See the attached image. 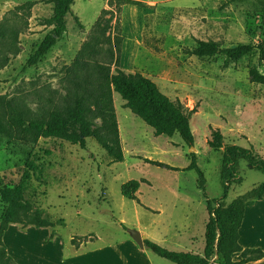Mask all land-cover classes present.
Returning a JSON list of instances; mask_svg holds the SVG:
<instances>
[{
    "label": "rangeland",
    "instance_id": "obj_1",
    "mask_svg": "<svg viewBox=\"0 0 264 264\" xmlns=\"http://www.w3.org/2000/svg\"><path fill=\"white\" fill-rule=\"evenodd\" d=\"M26 1L43 0H0L5 6L0 10V23L24 25L17 52L3 56L7 60L0 68V97L4 101H18L32 119L66 111L74 97L70 67L79 50L93 38L94 22L106 9L109 13L104 18L112 19L110 37L120 39L115 53L118 67L126 73L139 71L170 100L180 101L188 110L195 109L190 117L195 148L192 152L205 178L208 199H219L222 194L221 151L206 144L212 129H219L225 143L252 147L264 159V85L249 80L253 67L264 74L258 50L227 66L223 65L222 54L196 58L186 53L196 46V41L213 42L219 49L260 43L264 0H132L136 4L123 5L112 0L110 6L108 0H74L72 15L78 17L83 28L68 14L66 32L35 66H28L27 59L53 29L49 23L52 5L37 3L28 15L20 11L14 17V8ZM107 48L102 45L101 49ZM104 56L98 57L101 62L107 61ZM110 69L112 73L114 65ZM112 102L123 154L119 163H113L92 138H87L81 149L59 137L31 143L0 135V191L18 186L25 175L22 202L32 204L54 224L52 229L8 227L3 243L16 263L145 264L139 257L128 261L120 255L115 260L110 253L105 256L98 250L126 236L129 228L123 230L118 221L134 220V211H138L141 224L156 221L159 236L173 233L172 222L176 221L178 230L187 234L188 229L196 237L186 250H203V221L206 224L208 218L205 199L197 188L196 174L183 170L190 161V148L178 135L154 136L149 126L124 108L117 93L112 92ZM89 121L92 129L101 123L94 117ZM72 132L70 129L68 133ZM145 158L178 170L146 163ZM30 162L38 168L35 173L26 168ZM237 170L242 182L230 187L222 201L224 206L237 197L247 206L254 204L251 190L264 183V174L250 169L244 161H239ZM130 180L139 183L138 202L120 194V186ZM254 207L249 211L262 210L261 206ZM2 210L0 200V214ZM146 211L162 212L152 216ZM186 216H196L192 230ZM254 222L252 233L264 238V221ZM51 231L55 241L48 243L45 238ZM71 237L74 246L92 242L81 260L67 261L73 254L67 246ZM158 245L174 251L170 245ZM147 253L152 264H173Z\"/></svg>",
    "mask_w": 264,
    "mask_h": 264
},
{
    "label": "trees",
    "instance_id": "obj_2",
    "mask_svg": "<svg viewBox=\"0 0 264 264\" xmlns=\"http://www.w3.org/2000/svg\"><path fill=\"white\" fill-rule=\"evenodd\" d=\"M121 5L136 4L132 0H116ZM37 3L52 5V16L49 23L53 25L50 33L36 45L35 50L27 59L28 66H35L41 62L57 41L66 32L65 17L72 15L71 6L74 0H43L39 2L26 1L14 8L13 16L18 12L26 11L27 15ZM112 0L107 1L110 6ZM264 11V6H263ZM109 11L101 10L94 22L93 38L85 43L75 57L70 67L71 77L69 83L74 92V97L64 112H53L47 118L32 119L29 112L18 101H4L0 97V135L9 139L23 140L36 143L41 138L59 137L73 145L85 148V140L92 138L101 149L113 160V163L123 161V154L119 142L118 124L112 102V92L117 93L124 101L127 108L153 130L154 136L172 137L178 135L181 141L188 147L194 146V136L190 127V117L195 109L188 110L178 100H170L160 92L157 85L139 71L126 73L118 67V59L115 55L120 39L110 37L111 17L104 18ZM73 16V15H72ZM75 23L83 28L77 16H73ZM22 27V28H21ZM9 26L0 23V68L6 64L5 54L17 52V40L24 28ZM102 45L107 49L102 50ZM258 50V62L264 67V34L257 45H237L230 48L219 49L213 42L196 41V46L186 53L196 58H210L222 54L223 65L230 61H237L253 50ZM105 55L106 62L99 60L100 55ZM114 65L111 73L110 66ZM249 80L252 83L264 85V74L257 67L249 71ZM89 117L98 118L100 125L92 129ZM73 129L72 133H68ZM212 150L221 151L219 179L222 194L219 199L210 200L205 193V178L196 164L195 152L189 154V164L183 170L193 171L196 176V185L205 199L207 222L204 231V248L202 255L190 252H176L167 250L157 243L145 239L144 248L152 254L167 260L173 264H245L264 258L261 249L243 250L239 243V228L243 219L244 209L247 204L241 197L232 200L224 206L225 200L232 185L242 182L237 167L239 161H244L250 169L264 174V159L250 148H242L234 144L224 142V137L219 129H212L206 142ZM144 162L177 171L178 168L143 159ZM26 168L33 173L37 167L28 163ZM27 177L22 179L13 189L0 191V200L3 210L0 214V264H17L8 254L3 243V235L10 225L32 226L34 228H53L54 224L41 216L39 209H33L32 204L22 202ZM139 183L130 180L120 187L123 198L136 201V192ZM255 195L254 201L262 199L264 183L251 190ZM123 230L126 227L121 224ZM53 231L46 238L50 241ZM74 244V239H71ZM240 252L241 259L238 262L232 260L234 253Z\"/></svg>",
    "mask_w": 264,
    "mask_h": 264
},
{
    "label": "crops",
    "instance_id": "obj_3",
    "mask_svg": "<svg viewBox=\"0 0 264 264\" xmlns=\"http://www.w3.org/2000/svg\"><path fill=\"white\" fill-rule=\"evenodd\" d=\"M4 9H5V6L0 4V10L2 11ZM253 205L256 206L254 208L261 206L262 210L261 211H249V210H251V206H253ZM263 206H264V194H263L261 200L255 201L254 204L247 206L244 209L243 219H242L239 231H238V234H239L238 243L243 250H245V249H261L264 251V238L261 237V235L257 236V235H254L252 233L253 222L258 221L260 223L261 221H264V208H263ZM134 212H135L134 220L127 219V218H121L118 221V224L120 226L122 224L126 228H129V229L137 230L141 235L145 236V239L153 241L157 244L170 245L169 247H171L174 251H178L177 249H179V251H186V252L202 255L203 250H201L199 252L186 250L187 249L186 245H193L196 241V237L192 232H190V231L188 232V229L186 230L187 234H185V230L184 231L182 229L178 230L179 227L176 225V221L172 222L173 223V229H174L173 233L169 232L168 234H162L161 236H159L156 221L150 220V222L148 224H141V222L139 220V216H138V214H139L138 211H134ZM161 212L162 211H146V213L151 214L152 216L153 215L159 216L161 214ZM192 215H195V214H192ZM195 217L196 216H186V220H188V218H190V221H188V226H189L188 228L191 230H192V227L194 225ZM180 221H181V219H180ZM203 227H204V231H205L204 221H203ZM46 238H45V241H46ZM71 239H72V237L69 239V241ZM54 241H55V237H53L50 241H48V243L54 242ZM91 244H92V242H87V245H84V243H80V244L74 246V245L68 243V245H67L68 249L73 254H71L70 258L67 259V261L81 260L86 255L85 251L88 250V248L86 246L91 245ZM98 250L100 253L105 254V256L110 253V255H112L115 260H117L119 258V256L121 255L124 257L125 260H128V261L134 257H139V258H141V260L145 264H152L153 263L152 257H150L147 253L149 251L146 250L145 248L140 249L136 245V243L131 239L129 233H127L126 236H123L121 239H119V240H117L111 244L101 246ZM240 259H241V253L240 252L234 253L232 255V260L234 262H238V261H240ZM245 264H264V258L261 260L248 262Z\"/></svg>",
    "mask_w": 264,
    "mask_h": 264
},
{
    "label": "water",
    "instance_id": "obj_4",
    "mask_svg": "<svg viewBox=\"0 0 264 264\" xmlns=\"http://www.w3.org/2000/svg\"><path fill=\"white\" fill-rule=\"evenodd\" d=\"M194 150H195L194 147H190V153H193L192 151ZM126 231L127 233H129L131 239L136 243V245L140 249H144L143 241L145 240V236L141 235L137 230L127 229Z\"/></svg>",
    "mask_w": 264,
    "mask_h": 264
}]
</instances>
